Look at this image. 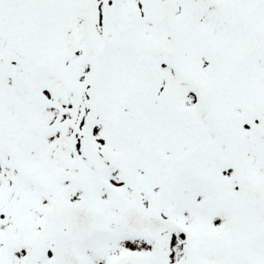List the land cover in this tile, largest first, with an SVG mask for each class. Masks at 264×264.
Returning <instances> with one entry per match:
<instances>
[{"label": "snow or ice", "instance_id": "6c2138e0", "mask_svg": "<svg viewBox=\"0 0 264 264\" xmlns=\"http://www.w3.org/2000/svg\"><path fill=\"white\" fill-rule=\"evenodd\" d=\"M0 264H264V0H0Z\"/></svg>", "mask_w": 264, "mask_h": 264}]
</instances>
